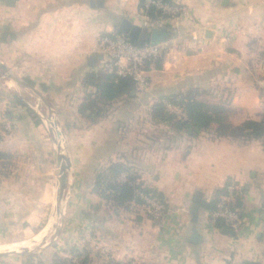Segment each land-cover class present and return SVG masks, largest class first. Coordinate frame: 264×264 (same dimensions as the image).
<instances>
[{
    "label": "crops",
    "instance_id": "0c3cea01",
    "mask_svg": "<svg viewBox=\"0 0 264 264\" xmlns=\"http://www.w3.org/2000/svg\"><path fill=\"white\" fill-rule=\"evenodd\" d=\"M12 1H0V62L50 103L72 164L64 259L68 249H78L87 251L88 264H264V141L218 137L216 126L189 132L180 117L157 122L152 116L164 98L192 93L226 109L231 126L264 118V0H173L186 14L165 20L170 47L148 70L147 89L135 86L94 111L85 107L97 95L86 77L93 74L97 83L110 75L99 38L117 32L123 20L150 30L140 0ZM25 97L0 75V245L34 237L55 203L54 146ZM112 166L164 198L161 225L142 207H116L95 188L97 176ZM230 181L244 190L237 233L215 228L209 210ZM197 193L207 206H199L194 222ZM194 232L198 243L190 242Z\"/></svg>",
    "mask_w": 264,
    "mask_h": 264
},
{
    "label": "trees",
    "instance_id": "16d2710c",
    "mask_svg": "<svg viewBox=\"0 0 264 264\" xmlns=\"http://www.w3.org/2000/svg\"><path fill=\"white\" fill-rule=\"evenodd\" d=\"M1 2H5L9 5H14L12 0H0ZM163 2L168 3L170 5H175L173 0H163ZM143 11V0H140V12ZM146 21L149 23L156 22L160 19H167L168 16L164 15L161 12H157L154 9H150L143 13ZM118 34H122L119 30H117ZM132 43L136 45H144L151 43L149 40L144 42L132 41ZM161 63V60L155 61L157 67ZM86 85L94 86L97 90V95L94 100L89 101V103L85 106L87 108H93V111L96 110L97 104L102 103L103 101L106 103H111L125 95H129L134 92L135 83L129 78H121L117 77L113 74H110L105 77L102 82L95 81L94 75H88L86 77ZM43 90H46V86L42 87ZM18 105L26 107L21 101H17ZM166 104H169L173 107H177L180 109L187 117V120L182 122L183 127L186 128L189 132L195 131H204L210 129L212 126H216L215 132L218 137L232 138V139H240L245 141L250 140H263L264 141V118L260 121H246L240 126H231L229 125L227 120V110L218 107V106H210L203 102H200L196 99L194 94L189 93L187 95H173L164 98L161 102L156 104L153 108V119L157 122H173L179 119V115L172 114L167 111ZM84 107V108H85ZM27 108V107H26ZM98 110V109H97ZM100 114V111L95 112L94 116L97 118ZM92 118V121L94 120ZM181 121V120H179ZM37 123H40L37 120ZM126 174L125 182H118L116 179L120 174ZM95 188L99 190L101 194H106L104 197L108 202L113 204L119 208H127L130 204L136 203L138 205H142L143 202L136 197V193L139 191L144 195L150 196L152 198L160 201L164 206V198L154 190L148 189L144 187L142 184L137 182L136 176L130 174V172L122 166H112L103 174H99L96 178ZM243 192L234 198V202L232 204V209L237 211L239 216L242 218V196ZM226 186L219 191L218 198L215 202H213L209 208L211 213L215 210L216 204L221 196L226 195ZM214 227L220 231L229 230L226 227L222 220L215 219L211 216ZM72 252V253H71ZM69 254H73L75 251H71ZM79 254L77 255V259H79L78 263L70 262L68 259L58 260L54 264H88V259L83 258ZM26 264H34L33 259H27ZM37 264H44L43 262H36ZM241 264H260L255 262H243Z\"/></svg>",
    "mask_w": 264,
    "mask_h": 264
},
{
    "label": "built area",
    "instance_id": "2783aa9c",
    "mask_svg": "<svg viewBox=\"0 0 264 264\" xmlns=\"http://www.w3.org/2000/svg\"><path fill=\"white\" fill-rule=\"evenodd\" d=\"M154 9L171 19H179L186 14L185 10L176 5H170L163 0H143V13ZM145 19V17L143 16ZM146 20V19H145ZM165 18L150 23V28H162ZM169 42L158 44L136 45L131 42L125 34L114 33L101 36L98 43V51L104 59V67L109 74L121 78H129L139 90H146L149 85L148 70L157 60H162L169 50ZM167 111L179 115L182 122L187 120L186 115L177 107L166 104ZM243 191L241 184L230 181L226 186V195L221 196L216 204L211 216L223 221L224 225L233 233H237L243 225V219L238 212L232 209L234 198ZM136 197L143 202L138 205L133 202V206L142 207L151 220L161 225L166 216L165 206L155 198L136 193ZM74 263H77L75 260Z\"/></svg>",
    "mask_w": 264,
    "mask_h": 264
},
{
    "label": "water",
    "instance_id": "95a60500",
    "mask_svg": "<svg viewBox=\"0 0 264 264\" xmlns=\"http://www.w3.org/2000/svg\"><path fill=\"white\" fill-rule=\"evenodd\" d=\"M226 0H224V4ZM119 31L125 34L128 39L132 41L144 42L149 40L153 44H158L165 42L170 32L168 28H152L148 30L141 29L137 26H132L127 20H123L119 25ZM0 75L1 77L12 83L15 87L22 89L26 92V97H29L34 101V106H30L33 112L38 116L41 123L47 129L49 136L51 138L52 144L54 146V152L56 157L57 165V184H56V194H55V203L46 226L37 233L34 237L38 236L40 233L46 231L42 238L40 239L39 245L33 250H21L20 252H6L0 254L1 259L12 258L16 256L26 257L28 255L35 254L34 252L40 248L41 245L47 244L48 240L51 238L50 245L54 243L60 236L61 230L57 228V222L59 226L64 228L65 225V206L70 199V191L73 186L72 183V164L67 148L65 132L60 124L58 116L50 103L46 100L41 92L36 90L31 84L20 80L12 73H10L7 68L0 62ZM26 101V99H25ZM27 102V101H26ZM202 196L200 193L196 194L194 205L191 208V214L193 216V221L197 220V214L199 206L203 204L201 201ZM58 229V230H57ZM54 231V235H51V232ZM227 233H231L226 231ZM32 237V238H34ZM30 238V239H32ZM29 240V239H28ZM26 241V240H24ZM201 239L197 232H194L190 242L198 243ZM22 242V241H21ZM19 243V242H16ZM13 244V243H10ZM9 245V244H4ZM0 245V246H4Z\"/></svg>",
    "mask_w": 264,
    "mask_h": 264
},
{
    "label": "rangeland",
    "instance_id": "374dc122",
    "mask_svg": "<svg viewBox=\"0 0 264 264\" xmlns=\"http://www.w3.org/2000/svg\"><path fill=\"white\" fill-rule=\"evenodd\" d=\"M133 12V11H132ZM142 20L141 21H144L146 22V20H144V18H141ZM146 28H149L150 27V23L149 22H146ZM114 34V33H113ZM26 98V101L28 104H30L31 106H34V101L32 99H30L29 97H25ZM63 128V127H62ZM150 218V217H149ZM151 220V218H150ZM57 228L61 230V234L59 236V238L50 245V242H51V238L48 240L47 244L45 245H41L40 248H38L33 254V255H28L26 256V258H33V257H37L39 258L40 256L43 258L42 259H38L39 262H42L43 263H49V264H54L55 262H57L58 260H63L64 259V244H63V238L65 236V229L62 228L61 226H59V223L57 222ZM57 229V230H58ZM52 236L54 235V231L51 232ZM25 235L24 236H20V237H15V239H21V240H24L25 238ZM21 240H16V241H21ZM71 251H75L73 254H68L70 253ZM68 254V256L70 257L68 260H70V262H72L73 260H76L77 259V255L79 254L80 256H82V258L84 256H87V251L85 252L84 250H78V249H71L66 252ZM72 253V252H71ZM55 255V256H54ZM89 256L92 257V253L88 254ZM76 258V259H75ZM82 258L80 260H82ZM93 258V257H92ZM50 259V261L48 260ZM79 260V259H78ZM79 262V261H78Z\"/></svg>",
    "mask_w": 264,
    "mask_h": 264
},
{
    "label": "bare ground",
    "instance_id": "6f19581e",
    "mask_svg": "<svg viewBox=\"0 0 264 264\" xmlns=\"http://www.w3.org/2000/svg\"><path fill=\"white\" fill-rule=\"evenodd\" d=\"M45 232L46 231H44V232L40 233L38 236H36L32 239L26 240V241H22L19 243L15 242L13 244L0 246V254L6 253V252H20L23 249L24 250H33L34 248H36L39 245L38 243L40 242V239L42 238V236Z\"/></svg>",
    "mask_w": 264,
    "mask_h": 264
}]
</instances>
